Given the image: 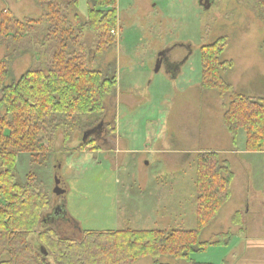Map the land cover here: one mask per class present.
<instances>
[{
    "label": "rangeland",
    "instance_id": "obj_1",
    "mask_svg": "<svg viewBox=\"0 0 264 264\" xmlns=\"http://www.w3.org/2000/svg\"><path fill=\"white\" fill-rule=\"evenodd\" d=\"M87 9L86 0H78L70 12L86 20ZM116 9V48L96 53L93 34L88 29L84 34L90 66L116 76L98 135L82 145L80 128L66 141L58 130L45 155H18L17 181L24 183L32 174L49 199L45 213L61 209L59 216H47L61 238L81 240L82 231H190L196 228L197 159L216 153L233 173L230 198L200 241L231 237L191 259L264 264V153L245 150L243 130L234 144L223 122L233 95L264 99V0H209L208 8L198 0H116ZM1 13L23 21L38 18L42 10L34 0H0ZM218 41L224 43L218 62L226 67L219 75L231 87L223 97L201 86V49ZM182 45L190 47L189 54L179 49ZM173 49L180 66L169 70L162 64L156 72L158 55ZM6 54L0 45V60ZM31 62V53L14 60L7 84ZM56 175L60 194L54 192ZM38 232L29 242L41 251ZM157 261L187 264L168 257ZM154 262L145 257L132 264Z\"/></svg>",
    "mask_w": 264,
    "mask_h": 264
},
{
    "label": "trees",
    "instance_id": "obj_2",
    "mask_svg": "<svg viewBox=\"0 0 264 264\" xmlns=\"http://www.w3.org/2000/svg\"><path fill=\"white\" fill-rule=\"evenodd\" d=\"M34 2L42 10L36 19L0 15V45L7 49L0 60V257H8L0 264H132L145 257L154 258V264H166L157 261L161 257L198 264L192 254L226 245L231 233L200 241L201 232L230 198L233 173L216 153H202L197 159L194 230L82 231V239L75 240L61 238L52 228L47 216L54 207L45 213L49 199L32 174L24 183L17 181L16 160L21 153L45 155L58 130L66 141L76 128L84 133L99 126L104 101L115 92L116 76L90 66L84 34L86 29L93 34L96 53L116 48L112 32L118 28L117 9L116 0H86L87 19L82 20L70 12L78 8V0ZM223 44L218 41L201 49V86L222 97L231 91L219 75L220 67L226 68L218 62ZM25 53L32 54L30 67L7 84L13 61ZM223 122L234 144L243 130L245 150L264 153L263 98L233 95ZM39 230L46 255L29 242Z\"/></svg>",
    "mask_w": 264,
    "mask_h": 264
},
{
    "label": "water",
    "instance_id": "obj_3",
    "mask_svg": "<svg viewBox=\"0 0 264 264\" xmlns=\"http://www.w3.org/2000/svg\"><path fill=\"white\" fill-rule=\"evenodd\" d=\"M203 3H202V0H199L198 1V5L199 6H202V8H208L209 7V2H207L205 5H202ZM164 53H160L159 55H158V58H157V62H156V69H155V71L157 72L158 70H159V68H160V58H161V56L163 55ZM101 125H102V122L99 124V126L101 127ZM98 126V127H99ZM98 127L97 128H95V129H93V130H89V131H86V132H84V134H83V137H82V142H86L87 140V138L90 136V135H93L95 132L97 133V131H98ZM60 187H61V180H60V178H59V176L58 175H56L55 176V194H60L61 193V191H60ZM53 214L54 215H56V216H59L60 214H61V209L59 208V207H54V209H53ZM41 252H43V255H46L47 253L46 252H44V251H42V249H41Z\"/></svg>",
    "mask_w": 264,
    "mask_h": 264
},
{
    "label": "flooded vegetation",
    "instance_id": "obj_4",
    "mask_svg": "<svg viewBox=\"0 0 264 264\" xmlns=\"http://www.w3.org/2000/svg\"><path fill=\"white\" fill-rule=\"evenodd\" d=\"M207 2H209V0H202V5H205ZM179 49H181L185 54L190 53V47L188 45H182ZM175 53L176 51L174 49L165 52L160 58V65L164 64L169 70L173 67H179L182 62H180L181 60L176 57ZM100 129L101 127L99 126L97 133L95 132L93 135H98Z\"/></svg>",
    "mask_w": 264,
    "mask_h": 264
},
{
    "label": "built area",
    "instance_id": "obj_5",
    "mask_svg": "<svg viewBox=\"0 0 264 264\" xmlns=\"http://www.w3.org/2000/svg\"><path fill=\"white\" fill-rule=\"evenodd\" d=\"M113 34H115V32H112Z\"/></svg>",
    "mask_w": 264,
    "mask_h": 264
}]
</instances>
